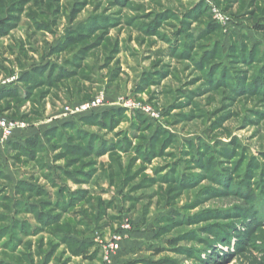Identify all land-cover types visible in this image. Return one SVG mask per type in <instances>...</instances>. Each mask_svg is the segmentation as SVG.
<instances>
[{
    "label": "rangeland",
    "instance_id": "1",
    "mask_svg": "<svg viewBox=\"0 0 264 264\" xmlns=\"http://www.w3.org/2000/svg\"><path fill=\"white\" fill-rule=\"evenodd\" d=\"M0 119V264H264V0H0Z\"/></svg>",
    "mask_w": 264,
    "mask_h": 264
},
{
    "label": "built area",
    "instance_id": "2",
    "mask_svg": "<svg viewBox=\"0 0 264 264\" xmlns=\"http://www.w3.org/2000/svg\"><path fill=\"white\" fill-rule=\"evenodd\" d=\"M102 100L100 99H96L94 101H89L85 104L80 105L79 107H77V110L79 111H85L86 109H91V108H95L97 106H99V103H101ZM12 128L13 125L9 122H7L4 119H0V129L3 131V139H8V138H12ZM120 240V237L114 241L108 242L107 244H104L102 246L103 251H104V258L103 260L106 263H110L112 261V257L113 254H115V252H117L118 248H119V243L118 241Z\"/></svg>",
    "mask_w": 264,
    "mask_h": 264
},
{
    "label": "trees",
    "instance_id": "3",
    "mask_svg": "<svg viewBox=\"0 0 264 264\" xmlns=\"http://www.w3.org/2000/svg\"><path fill=\"white\" fill-rule=\"evenodd\" d=\"M216 28L215 29H218L219 27L216 25L215 26ZM261 30H263V27H259ZM45 71L46 70H43L41 73H42V76H44V74H45V76H44V80H45V82H50L51 81V76L48 74V75H46V73H45ZM23 83H25L24 81H23ZM21 95L20 94V92L19 91H17L16 89L15 90H11L10 92H8V96H11V95ZM23 97H25V96H23ZM36 139L35 138H29L28 139V141L26 142V144H25V147L27 148H30V149H32V148H34V147H36Z\"/></svg>",
    "mask_w": 264,
    "mask_h": 264
}]
</instances>
